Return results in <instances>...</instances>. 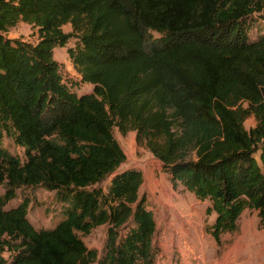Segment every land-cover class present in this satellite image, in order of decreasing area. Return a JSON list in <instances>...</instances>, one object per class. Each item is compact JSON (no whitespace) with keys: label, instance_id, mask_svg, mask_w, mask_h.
Returning a JSON list of instances; mask_svg holds the SVG:
<instances>
[{"label":"trees","instance_id":"16d2710c","mask_svg":"<svg viewBox=\"0 0 264 264\" xmlns=\"http://www.w3.org/2000/svg\"><path fill=\"white\" fill-rule=\"evenodd\" d=\"M19 21L37 29L35 42L6 38ZM257 21L264 26V0H0V264H154L142 173L119 170L126 156L113 128L133 131L173 188L208 201L217 243L245 209L263 224ZM70 39L67 56L88 93L71 89L53 57ZM4 135L20 154L1 146ZM34 187L63 206L53 228L31 224L28 197L5 208L17 189ZM102 225L98 257L81 235Z\"/></svg>","mask_w":264,"mask_h":264},{"label":"rangeland","instance_id":"374dc122","mask_svg":"<svg viewBox=\"0 0 264 264\" xmlns=\"http://www.w3.org/2000/svg\"><path fill=\"white\" fill-rule=\"evenodd\" d=\"M62 30L70 31V25H63ZM263 30L264 26L255 22L250 37L254 38ZM4 35L9 39L35 42L37 29L19 21ZM74 43L75 40L70 39L64 47H55L53 57L61 64L62 75L71 84V89L77 94L88 93L92 86L80 81L67 56L66 48ZM255 123L251 114L245 118L244 127L248 129ZM113 135L126 156L119 170L134 168L142 173L139 194L145 196L156 228L154 264H264V223L259 222L255 210L245 209L237 220L236 230L223 233L217 243L207 229L214 220L213 213H206L208 201L195 198L180 185L173 188L160 162L143 146L136 144L133 131L121 135L113 128ZM1 146L12 154H20L8 135L2 138ZM107 183L105 181L103 185ZM3 192L4 187L0 185V194ZM24 197L30 199L27 218L35 228H53L61 219L63 206L55 201L54 192L42 187L17 189L14 199L5 208L16 206ZM106 228L105 225L98 226L89 234L81 235L85 245L96 250L98 257L104 249Z\"/></svg>","mask_w":264,"mask_h":264}]
</instances>
